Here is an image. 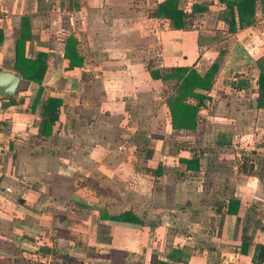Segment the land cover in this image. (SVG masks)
Listing matches in <instances>:
<instances>
[{
	"label": "crops",
	"instance_id": "1",
	"mask_svg": "<svg viewBox=\"0 0 264 264\" xmlns=\"http://www.w3.org/2000/svg\"><path fill=\"white\" fill-rule=\"evenodd\" d=\"M164 1L0 0V71L21 79L0 96V264H253L264 247V0L234 33L219 0H179L182 29ZM23 31L26 57L47 52L41 85L14 69ZM221 51L197 127L175 128V80L149 68L205 74ZM49 97L63 104L44 135ZM128 211L142 224L111 219Z\"/></svg>",
	"mask_w": 264,
	"mask_h": 264
},
{
	"label": "trees",
	"instance_id": "2",
	"mask_svg": "<svg viewBox=\"0 0 264 264\" xmlns=\"http://www.w3.org/2000/svg\"><path fill=\"white\" fill-rule=\"evenodd\" d=\"M226 5L225 18L229 21V32L234 33L239 28L251 26L256 21L257 2L259 0H219ZM179 0H165L159 6V12L164 19L173 21L175 29H182L184 26L185 11L178 8ZM208 7L203 3L193 4L191 11L193 13L205 12ZM25 20L23 18V24ZM3 39V33L0 31V42ZM28 37L23 31L16 39V61L14 69L21 76L22 80L42 84L47 69V52L39 51L34 58L26 57V41ZM78 41L74 36H70L65 44L64 55L69 60L71 69L81 67L84 63V57L80 55ZM225 51H221L217 60L209 67L205 74H201L196 69L187 67H178L171 73H161L159 70L149 68L150 74L154 79L162 81L175 80L173 85L174 93L168 98L167 104L170 109L173 126L175 128H185L194 130L198 123V112L201 106H204L207 95L198 92L211 90L216 74L218 73L221 62L223 61ZM260 76L258 78V97L257 108H264V59L259 61ZM42 90V89H40ZM189 98L198 100V104L188 103ZM12 99V97H9ZM63 101L60 98L49 97L44 108L45 130L44 135H50L53 126L59 119L60 108ZM232 136L229 134L226 140L221 144L232 145ZM240 203L231 201L230 206L239 207ZM118 222H131L142 224V222L130 211L111 218ZM244 251V249H243ZM264 260V247L259 246L253 259V264H261ZM156 264H162L160 262Z\"/></svg>",
	"mask_w": 264,
	"mask_h": 264
},
{
	"label": "water",
	"instance_id": "3",
	"mask_svg": "<svg viewBox=\"0 0 264 264\" xmlns=\"http://www.w3.org/2000/svg\"><path fill=\"white\" fill-rule=\"evenodd\" d=\"M20 77L11 72L0 71V96L12 97L20 84Z\"/></svg>",
	"mask_w": 264,
	"mask_h": 264
}]
</instances>
